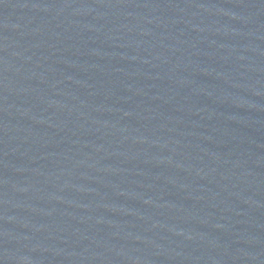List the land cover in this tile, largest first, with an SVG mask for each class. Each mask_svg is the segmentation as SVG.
<instances>
[{"label": "water", "instance_id": "water-1", "mask_svg": "<svg viewBox=\"0 0 264 264\" xmlns=\"http://www.w3.org/2000/svg\"><path fill=\"white\" fill-rule=\"evenodd\" d=\"M0 264H264V0H0Z\"/></svg>", "mask_w": 264, "mask_h": 264}]
</instances>
